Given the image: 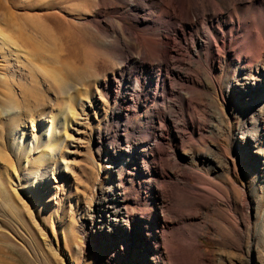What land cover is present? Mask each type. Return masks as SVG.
<instances>
[{"label": "rangeland", "instance_id": "obj_1", "mask_svg": "<svg viewBox=\"0 0 264 264\" xmlns=\"http://www.w3.org/2000/svg\"><path fill=\"white\" fill-rule=\"evenodd\" d=\"M120 5L112 0H0V109L7 104L12 94L21 95L26 108L24 113H27L26 128L29 126L30 130L32 126L31 134L34 135L29 149L22 152L21 146H18L19 143H16L13 134L8 131L10 117H1L0 182L13 203L7 204L0 190V224L5 228L0 231V264H173L176 261L181 264H243L240 259L245 257L244 254L237 247L229 245L228 239L230 229L235 227L240 215H234L220 206L223 212L211 211L199 218H192L187 206L188 199L174 196L171 200L165 196L162 178L150 177L149 174L144 176L137 170L126 173L125 167L130 165L126 153L120 154L116 163L119 166L117 176L124 179L116 191L123 199L121 205L124 227L120 231V223L108 221L96 212L98 204L105 199L107 186L114 182V176L109 175L111 164L106 151L100 158L95 154L92 132L97 128L104 130L102 122L108 107L113 103L106 99L100 87L105 77L117 68L115 62L106 54V48L115 44L114 37L121 43L127 42L115 19L127 17L126 25L136 30L134 21L137 17L144 16L147 26L153 29L166 28L170 58L181 60L183 50L187 47L176 40L183 25L176 12L169 9L160 16V12L145 8L142 14L131 11L126 14V7ZM176 7L184 9L183 6ZM90 20L98 23L110 22L116 27L117 34L112 33L110 28H95L89 23ZM153 34L155 32L152 31V34L147 35L148 38L156 43L160 42L159 37ZM189 35L187 39H190ZM177 46H181L183 50L177 49ZM229 53L232 54L233 50H229ZM132 55L135 57L134 52ZM242 59L249 64L247 55H242ZM65 65L69 67L72 75L74 70L77 75L74 78L66 77L59 83L57 72L63 71ZM127 68L132 70L133 66ZM131 73L135 75L133 70ZM160 81L166 82V75L161 76ZM221 82L223 83V79ZM115 87L117 95L120 89L117 85ZM222 90L224 98L228 95L234 97L230 90ZM154 92L160 98H167L160 90H137L135 95H147V102L143 103L142 108L131 107L134 106L131 103L124 106L131 116L127 122L117 119L113 121V125L107 130L105 146L113 148L116 144L119 145L120 136L123 142L131 140L130 127H142V119L147 112H165L161 100H151ZM171 100L175 98L171 97ZM120 101L117 98L116 103L119 104ZM219 110L221 115L227 117L233 110V104L228 103L226 109L219 106ZM176 122L179 123V120ZM236 122L234 120L233 123ZM41 124L48 129L38 143L37 131ZM224 136L220 134L213 140H217L219 146L230 148L231 138L228 142ZM54 139L61 141L58 152L66 163L69 174L57 173L61 182L53 184L56 187L48 194L45 189L40 191L43 192V198L37 210L33 211L31 198L15 188L14 184L34 164L37 154L45 153L46 147ZM158 145L160 149L168 147L164 141ZM171 147L174 149L172 145ZM186 148L185 152L189 153L191 148L188 144ZM200 151H203L202 148ZM237 161L240 162L238 158ZM157 167L158 163H155L150 171H155ZM239 167L242 168L244 177L249 175L250 184L251 171L246 173L244 166ZM191 175L197 176L194 173ZM234 179L238 182L236 175ZM220 181L222 182L219 185L223 188L225 183L230 185L225 179ZM245 183L246 180L242 185ZM257 185L256 195L262 200L257 214L253 213L249 222V259L264 262V186L259 182ZM157 189L161 191L157 192ZM155 197L159 201L163 200L162 213L159 206L152 201ZM252 198L249 195L251 208L255 206ZM232 199L237 200L238 195L232 194ZM14 205L18 208L17 216L10 213L11 206ZM155 213L159 219L164 215L166 223L155 221ZM177 218L179 221L176 222ZM139 228L145 231V236L138 235ZM171 231L175 233L172 234ZM152 234L157 236L156 239ZM112 235L115 236L113 240ZM196 240L203 245L201 252L195 244ZM172 241H177V244L171 243ZM246 242L247 239L243 244L246 245ZM138 245L143 249L135 251L138 250ZM152 246H156L162 260L154 257Z\"/></svg>", "mask_w": 264, "mask_h": 264}, {"label": "bare ground", "instance_id": "obj_2", "mask_svg": "<svg viewBox=\"0 0 264 264\" xmlns=\"http://www.w3.org/2000/svg\"><path fill=\"white\" fill-rule=\"evenodd\" d=\"M112 1L126 7V14H129V11L142 14L145 8L160 12V16L166 14L169 9L176 12L177 18L183 22L176 40L180 45L186 44L187 47L183 50L181 46H177V49L184 51L181 60L170 58L166 28L153 29L151 26H147L144 16L137 17V20L134 21L137 26L136 30L126 25L127 17L121 16L115 19L127 42L121 43L114 37L115 44H110L106 48V54L115 62L117 68L105 77L100 87L106 99L113 103L108 107L103 119L104 130L97 128L92 132V141L96 146L94 147L95 154L100 158L106 151V156L110 158L111 164L109 175L110 177L114 176V182L107 186V190L104 192L105 199L98 204L96 212L104 218L106 217L108 221L120 223V231L124 227L121 205L123 199L116 192L124 179L117 176L119 166L116 163L118 156L126 153L130 159V165L125 167L126 173L137 170L144 176L149 174L150 177L162 178L166 191L165 196L171 200L174 196L188 199L187 206L191 217L199 218L211 211L223 212L224 210L221 208H225L234 215H240L237 217L235 227L228 228L230 229L229 245L237 247L244 254L245 257L240 259L243 264H264V262H255L249 259L251 255L249 222L253 213L257 214L258 205L262 200L256 195L257 182L264 186V0ZM176 5L183 6L184 9H179ZM89 23L99 30L110 28L112 33L117 34L116 27H113L110 22L98 23L90 20ZM152 31L159 37L160 42L156 43L148 38L147 35L152 34ZM189 33L192 34L189 35ZM187 35L190 36V39H187ZM229 50H233V53H229ZM242 55L248 56L249 64L245 63ZM130 65L133 66L134 76L131 73L132 70L127 68ZM74 73L72 75L69 67L65 65L63 71L57 72L59 83L63 82L66 77H76L77 74L74 75ZM163 75H166V82L160 81V77ZM221 79H223V83ZM115 85L120 89L117 95L114 91ZM74 88L76 87L74 86ZM140 88L160 90L163 96L166 95L167 98H160L159 94L154 92L151 97V100L162 101L165 112L156 110L147 112L142 119V127L140 125L130 127L131 140L123 142V138L120 136L119 145L116 144L113 148L105 146L107 130L113 125V121L117 119L127 122L131 116L124 106L131 103L134 105L131 107H144L143 103L147 102L148 96L135 95ZM224 88L226 91L230 90L231 93H234V97L228 95L224 98L222 90ZM171 97H174L175 100H171ZM117 98L121 100L119 104L116 103ZM230 102L233 104V110L229 116L221 115L219 106L226 109ZM25 109L21 95L16 94H12L7 104L0 109V119L3 116L10 117L8 131L13 134L16 143H19V147L21 146L22 152L29 149L34 136L31 134L32 126L30 130L29 126L28 129L26 128L27 113H24ZM177 120L179 123L176 122ZM234 120H237L235 124ZM60 124L61 122L58 123V126ZM47 129L48 127L42 126V124L39 126L38 143L43 139L42 135L46 133ZM59 130L58 133H60ZM73 131L77 132L76 129ZM27 134H30L29 137ZM220 134L225 135L228 142L231 138L230 148L225 145L219 146L217 140H213L217 139ZM163 141L168 146L167 149L159 148L158 144ZM186 144L191 148L189 153L185 152ZM237 144L238 148H236ZM60 146L61 141L52 140L46 147V152L37 154L34 164L22 174L21 178L16 181V185L14 184L15 188L31 198L30 205L33 211L37 210L43 198V192L40 191L45 189L48 194L55 189L56 186L53 184L57 185L61 182L57 173L69 174V170L65 166L66 163L59 156ZM200 148L203 151H200ZM237 158L240 162L237 161ZM155 163H158V167L155 171H150L151 166ZM239 166H244L246 173L251 171L252 182L250 184L249 175L244 177L242 168ZM193 173L197 176H192ZM235 175L238 182L234 179ZM221 179H225L230 185L225 183L224 188L221 187L219 185L222 182ZM244 180L246 183L243 186ZM161 189L159 190L161 191ZM210 189L213 191L211 192ZM0 190L7 204L13 203V199L7 194L1 182ZM234 193L238 195L237 200L232 199ZM249 195L253 197L252 202L255 204L253 208L249 205ZM152 201L159 206L162 213L163 200L159 201L155 197V199L152 198ZM220 206L222 207L220 208ZM179 207L182 205L179 204ZM17 209L15 205L11 206L10 213L17 216ZM155 210L157 211L156 208ZM188 210L186 209V211ZM179 213L181 212L179 211ZM184 214H181L182 218H185L182 216ZM215 214L217 215V212ZM5 216L9 217L8 214ZM190 216H188L189 219H191ZM154 219L163 222L165 218L163 215L159 219L155 213ZM10 220L14 221L11 218ZM177 220L178 218L176 222ZM174 227L176 228V226ZM17 228L19 227L17 226ZM205 229L207 228L205 227ZM1 230H5V228L0 224ZM137 231L138 235L145 236V231L141 228ZM171 233L175 232L171 231ZM152 236L155 239L157 237L154 234ZM114 237L112 235L111 239L113 240ZM246 239L247 242L244 245ZM171 243L177 244V241ZM195 244L198 249L203 246L197 240ZM152 248L154 257L162 260L156 246H152ZM141 249L143 248L138 245V250L135 249V251ZM202 255L205 254L202 253ZM173 264H181V262L176 261Z\"/></svg>", "mask_w": 264, "mask_h": 264}]
</instances>
